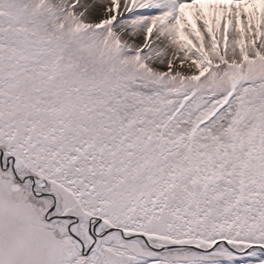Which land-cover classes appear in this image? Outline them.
<instances>
[{
    "label": "snow or ice",
    "instance_id": "obj_1",
    "mask_svg": "<svg viewBox=\"0 0 264 264\" xmlns=\"http://www.w3.org/2000/svg\"><path fill=\"white\" fill-rule=\"evenodd\" d=\"M0 264H264V0H0Z\"/></svg>",
    "mask_w": 264,
    "mask_h": 264
}]
</instances>
